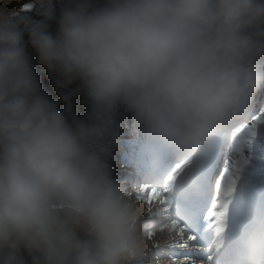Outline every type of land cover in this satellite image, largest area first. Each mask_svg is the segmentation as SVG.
Masks as SVG:
<instances>
[{
  "label": "clouds",
  "instance_id": "1",
  "mask_svg": "<svg viewBox=\"0 0 264 264\" xmlns=\"http://www.w3.org/2000/svg\"><path fill=\"white\" fill-rule=\"evenodd\" d=\"M10 2L0 0V264H140L141 213L106 163L115 116L130 113L157 151L211 150L264 90V0ZM239 264H264V223Z\"/></svg>",
  "mask_w": 264,
  "mask_h": 264
},
{
  "label": "rangeland",
  "instance_id": "2",
  "mask_svg": "<svg viewBox=\"0 0 264 264\" xmlns=\"http://www.w3.org/2000/svg\"><path fill=\"white\" fill-rule=\"evenodd\" d=\"M21 1L14 0L12 5L21 7L26 0L19 4ZM33 18L36 19L35 16ZM118 120L115 116L114 140L106 160L111 178L113 180L114 177L128 178L127 181H130L137 177L136 170L139 171L140 167L145 169L151 176V180L147 182L146 195L139 201L138 194L130 193L128 201L134 202V208L141 214L143 208L145 210L148 203H151L152 210H164L166 216L165 220L149 226L142 225V218L146 216H139L140 228L144 227L139 232L140 241L149 240L154 232L160 234L155 239V248L150 246L152 251L149 253L145 250L147 254L140 264L148 262L174 264L171 260L182 257V251L186 249L185 244H193L192 241L185 239L196 227L193 233L194 240L204 236L202 239L204 245L199 247L206 246L208 249L207 256L211 257L209 264H229L228 260L239 259L238 254L241 251L239 246L252 227L261 223L263 218L261 214L264 209V90L258 94L247 115L225 128L230 133L229 138H225L226 152L216 158L214 163L210 151L196 158H182L175 154L169 155L171 153L168 152L157 151L145 139L138 141L128 134L126 129L119 125ZM238 126L240 129L233 132ZM116 147L121 150H117ZM131 152L132 155L129 154ZM122 154L132 157L131 160H125V163L133 165L134 172L129 175H124V171L118 168L120 163L124 162ZM158 172L160 173L157 174ZM228 172H231L235 180L231 191L225 186V175ZM207 181L210 182L209 188L204 190ZM192 205L196 211L190 208ZM140 206L142 207L139 208ZM193 216L199 223L192 224ZM207 229L210 231L209 235H206ZM164 230L168 232L162 237ZM170 236L176 239L162 242ZM210 236L218 245L214 244V239ZM233 237H236L235 242ZM146 245L144 244L145 247ZM150 253L154 259H151ZM205 257L206 255L201 253L195 260L199 261ZM166 259L167 262H164Z\"/></svg>",
  "mask_w": 264,
  "mask_h": 264
},
{
  "label": "bare ground",
  "instance_id": "3",
  "mask_svg": "<svg viewBox=\"0 0 264 264\" xmlns=\"http://www.w3.org/2000/svg\"><path fill=\"white\" fill-rule=\"evenodd\" d=\"M119 120H120V118H118ZM119 120H118V122H119ZM238 129H240V126H238V127H236L235 128V130L233 131V132H235V131H237ZM229 136H230V133H229V131H227V129H224V130H222L221 131V134L220 135H218V138H217V141H216V143H215V145H214V147L211 149V150H209L210 151V156H212L214 159H213V163L215 162V160H216V158H218L219 156H222L223 154H225V152H226V148H225V146H224V144H225V138H229ZM116 149L117 150H121V148H119V147H116ZM170 152H168V154H169ZM130 155H132V152L131 153H129ZM169 155H173V153H171V154H169ZM168 155V156H169ZM122 156H123V160H124V162H122V163H120V167H118L120 170H122V171H124L123 172V174L124 175H129V174H131V172H134L133 171V165H131V164H129V163H125V160H131L132 159V157H130L129 155L127 156L126 154H122ZM211 157V158H212ZM142 160V159H141ZM141 168V167H140ZM139 168V171L138 170H136V171H138V172H136L135 171V175H137V177L136 178H132V179H130V181H127V179H124V178H120V177H114L115 178V180H116V182L121 186V187H123V188H126V189H124V191L127 193V199L129 200V195H130V193H134V194H138V196H139V201L141 200V199H143L144 198V196L146 195V188H147V182L149 181V180H151L150 178H151V176L149 175V174H147V171H145V169H140ZM128 171H130V172H128ZM146 173V174H145ZM160 172H158L157 174H159ZM122 174V173H121ZM129 180V179H128ZM209 181H207L206 182V184H205V187H204V190L205 189H208L209 188ZM146 184V185H145ZM132 201V200H131ZM151 202V201H150ZM131 204H132V206H133V208L135 207V205H134V202H130ZM191 203H193V201H191ZM142 206H140L139 208H141ZM146 207V206H145ZM151 207V203H148V205H147V207H146V209L144 210V208H143V211H142V213L143 214H141V215H144V216H146L145 218H142V225H145V226H149L150 224H157V222H159V221H163V220H165V212H164V210L163 211H158V210H152V208H150ZM193 205L192 206H190V208H192L193 209ZM135 209V208H134ZM194 210V209H193ZM263 210V212H262V214H261V217H263L262 218V222L261 223H264V209H262ZM138 211V210H137ZM194 211H196V210H194ZM154 213V214H153ZM157 215V216H156ZM191 215H192V211H191ZM195 218V216H193V222H192V224H197V223H199L198 222V220ZM141 225V226H142ZM165 228V227H164ZM170 228H172V227H170ZM197 228V227H196ZM195 228V229H196ZM208 228V227H207ZM144 229V227H142V228H140V230H139V232L141 231V230H143ZM166 229V228H165ZM195 229L194 230H192V231H190V233L187 235V239H185L186 241H192L193 242V244L191 243H188V244H185V246H186V249L185 250H183L182 252H183V254H182V257H179V258H174V259H172L171 261H173L174 262V264H209L210 263V256H207L208 255V249L206 248V246L205 247H203V248H201V246L199 247V245H204L203 244V241H202V239H204V236L203 237H201V238H196V240H194V236H193V233L195 232ZM204 229V228H203ZM208 231H205V232H207V234L206 235H209V233H210V231H209V229H207ZM165 231V230H164ZM168 232V231H167ZM166 231L164 232V234L162 235V237H164V235H165V233H167ZM196 232H197V230H196ZM204 232V233H205ZM163 233V232H162ZM203 234V233H202ZM172 235V234H171ZM177 235H178V233H177ZM211 235V234H210ZM158 236H160V234L159 233H152V236L150 237V239L149 240H145V242L144 241H141V247L143 248V247H145L144 246V244H147L146 245V247L144 248L146 251H147V253H149V252H151L152 250H151V248H149L150 246H153L154 248H155V245H154V243L156 242V238L158 237ZM213 236V235H212ZM211 237V236H210ZM235 238L236 237H233V241L235 240ZM159 239V238H158ZM166 240H164V241H162L163 243H166V242H168V241H170V240H172V239H176V237H172V236H170V238H165ZM211 239H214V238H212L211 237ZM228 241H229V238L227 239ZM237 240V239H236ZM206 242V241H205ZM222 242V241H221ZM231 242V241H230ZM235 242V241H234ZM143 243V244H142ZM211 244L213 243L212 242V240H211V242H210ZM152 244V245H151ZM214 244L215 245H218L217 244V242H216V240L214 239ZM237 244V243H236ZM241 244V243H240ZM227 245V244H226ZM184 246V245H183ZM212 246V245H211ZM229 246V245H228ZM237 246H239V245H237ZM224 247H226V246H224ZM239 247H241V246H239ZM238 248V247H237ZM228 249V248H227ZM241 249V248H240ZM172 250H174L173 248H172ZM171 250V251H172ZM220 250V249H219ZM226 251V250H225ZM228 251V250H227ZM240 251V250H239ZM215 252V251H214ZM238 252V251H237ZM205 254L206 255V257L205 258H202V259H200L199 261H196L195 260V257H197L198 256V254ZM225 253V252H224ZM229 253V252H228ZM239 253V252H238ZM215 254V253H214ZM211 255V254H210ZM213 255V254H212ZM223 255V254H222ZM228 255V254H227ZM239 255V254H238ZM237 255V256H238ZM152 256H153V254L152 253H150V257H151V259H154V258H152ZM229 256V255H228ZM226 258V257H225ZM150 259V258H149ZM218 259H220V258H218ZM217 259V260H218ZM229 259V258H228ZM227 259V260H228ZM215 260V259H214ZM164 262H167V259H166V261H164ZM214 263V262H213ZM218 263V262H217ZM227 263H229V264H239V259L238 258H235V259H231V260H228L227 261ZM148 264H152V263H150V262H148ZM162 264H167V263H162ZM216 264V263H215Z\"/></svg>",
  "mask_w": 264,
  "mask_h": 264
},
{
  "label": "trees",
  "instance_id": "4",
  "mask_svg": "<svg viewBox=\"0 0 264 264\" xmlns=\"http://www.w3.org/2000/svg\"><path fill=\"white\" fill-rule=\"evenodd\" d=\"M25 0H22L19 4H22ZM14 0H11V2L8 4V7H11ZM38 19V17H36ZM54 28V26H53ZM25 44H26V51L29 55L34 71L37 73V75L40 78L41 86L42 88L47 92V94L55 101L60 103L61 109H63L64 104L60 102L59 94L57 92V89L52 84V82L49 80L46 70L38 63V58L35 50L31 47L30 44H28V37L25 35ZM73 109L74 112L78 115L83 116L86 112V104L83 102L82 96H76L73 100ZM118 118H120V124L123 128L126 129V132L128 134L132 135L136 140L141 141L144 140V136L142 133V130L137 126L135 123L133 117L130 113L125 111L124 109H120L118 113L116 114ZM108 158V157H107Z\"/></svg>",
  "mask_w": 264,
  "mask_h": 264
},
{
  "label": "snow or ice",
  "instance_id": "5",
  "mask_svg": "<svg viewBox=\"0 0 264 264\" xmlns=\"http://www.w3.org/2000/svg\"><path fill=\"white\" fill-rule=\"evenodd\" d=\"M235 184V180L231 174V172L226 173L225 175V186L228 191H231Z\"/></svg>",
  "mask_w": 264,
  "mask_h": 264
}]
</instances>
